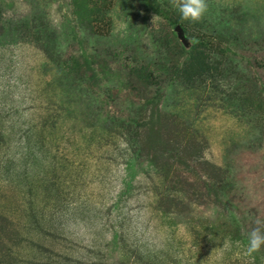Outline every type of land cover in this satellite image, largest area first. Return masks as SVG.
I'll use <instances>...</instances> for the list:
<instances>
[{
	"label": "rangeland",
	"instance_id": "rangeland-1",
	"mask_svg": "<svg viewBox=\"0 0 264 264\" xmlns=\"http://www.w3.org/2000/svg\"><path fill=\"white\" fill-rule=\"evenodd\" d=\"M207 3L0 0V264H264V0Z\"/></svg>",
	"mask_w": 264,
	"mask_h": 264
},
{
	"label": "clouds",
	"instance_id": "clouds-1",
	"mask_svg": "<svg viewBox=\"0 0 264 264\" xmlns=\"http://www.w3.org/2000/svg\"><path fill=\"white\" fill-rule=\"evenodd\" d=\"M172 6L179 11L182 19L200 21L208 11L207 0H170ZM254 226L247 233V245L244 254L252 256L264 247V218L258 217Z\"/></svg>",
	"mask_w": 264,
	"mask_h": 264
},
{
	"label": "trees",
	"instance_id": "trees-1",
	"mask_svg": "<svg viewBox=\"0 0 264 264\" xmlns=\"http://www.w3.org/2000/svg\"><path fill=\"white\" fill-rule=\"evenodd\" d=\"M174 47L176 46V43H173Z\"/></svg>",
	"mask_w": 264,
	"mask_h": 264
},
{
	"label": "water",
	"instance_id": "water-1",
	"mask_svg": "<svg viewBox=\"0 0 264 264\" xmlns=\"http://www.w3.org/2000/svg\"><path fill=\"white\" fill-rule=\"evenodd\" d=\"M176 30H179V28L177 27V29Z\"/></svg>",
	"mask_w": 264,
	"mask_h": 264
}]
</instances>
